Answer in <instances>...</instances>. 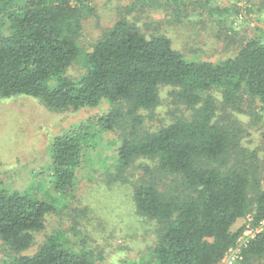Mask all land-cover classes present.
I'll list each match as a JSON object with an SVG mask.
<instances>
[{
	"label": "trees",
	"instance_id": "1",
	"mask_svg": "<svg viewBox=\"0 0 264 264\" xmlns=\"http://www.w3.org/2000/svg\"><path fill=\"white\" fill-rule=\"evenodd\" d=\"M93 1L0 0V99L23 94L52 110L96 107L103 99L113 104L97 120L102 130L134 128L121 131L111 156L117 178L137 159L152 161L142 166L156 174L134 184L138 211L161 225L150 262L219 264L242 233L232 228L237 220L248 213L255 223L264 218V187L257 151L239 146L230 128L214 120L217 105L209 91L221 88L225 101L237 104L242 90L264 111V36L253 35L224 60L190 59L167 35L148 37L122 16L86 50L81 36ZM75 62L85 69L78 78L68 72ZM164 86L191 115L137 134L143 110L158 105ZM92 120L53 139L47 173L56 192L77 190L87 154L99 144ZM37 193L0 186L3 264H99L92 253L74 252L63 230L47 236L35 253H23L45 229L47 215L67 206L62 196ZM262 257L264 229L242 246L236 264Z\"/></svg>",
	"mask_w": 264,
	"mask_h": 264
},
{
	"label": "rangeland",
	"instance_id": "2",
	"mask_svg": "<svg viewBox=\"0 0 264 264\" xmlns=\"http://www.w3.org/2000/svg\"><path fill=\"white\" fill-rule=\"evenodd\" d=\"M93 7L83 23L81 45L86 50L122 16L148 37L167 35L173 47L190 59L224 60L234 56L253 35L264 36V0H94ZM84 71L82 63L75 62L68 72L78 78ZM171 90V86L161 87L158 105L143 110L145 122L137 125V134L191 115L192 109L171 96ZM209 93L217 105L214 120L230 128L239 146L257 151L264 187V111L260 102L242 90L237 93V104L227 103L221 88ZM113 107L106 99L96 107L78 110H52L23 94L0 99V186L30 194L39 190L38 197L42 193L62 196L67 203L47 215L45 229L36 234L24 254L35 253L47 236L63 230L74 252L92 253L99 264H152L161 225L138 211L134 184L143 175L156 174L153 167L143 169L152 161L137 159L117 178L111 156L121 144V131L130 133L134 128L116 125L114 130H102L97 120ZM90 117L95 120L92 132L98 126L99 144L87 154L75 193L56 192L47 173L52 141ZM253 217L248 213L238 219L233 230L242 228L243 233ZM3 247L0 241V264L6 258ZM229 256L227 253L219 264H229ZM256 264H264V257Z\"/></svg>",
	"mask_w": 264,
	"mask_h": 264
},
{
	"label": "built area",
	"instance_id": "3",
	"mask_svg": "<svg viewBox=\"0 0 264 264\" xmlns=\"http://www.w3.org/2000/svg\"><path fill=\"white\" fill-rule=\"evenodd\" d=\"M252 221L250 224L247 225L246 229L239 236L237 243L233 247H231L227 252L230 255L229 264H234V260H236L237 258H241L242 245H246L251 238L255 237L264 229V218L258 223Z\"/></svg>",
	"mask_w": 264,
	"mask_h": 264
}]
</instances>
